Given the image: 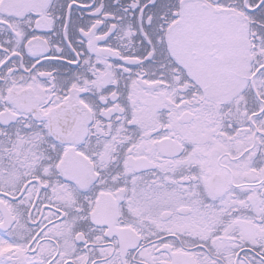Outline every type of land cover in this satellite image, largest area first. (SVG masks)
Returning a JSON list of instances; mask_svg holds the SVG:
<instances>
[{
    "label": "snow or ice",
    "instance_id": "6c2138e0",
    "mask_svg": "<svg viewBox=\"0 0 264 264\" xmlns=\"http://www.w3.org/2000/svg\"><path fill=\"white\" fill-rule=\"evenodd\" d=\"M0 264H264V0H0Z\"/></svg>",
    "mask_w": 264,
    "mask_h": 264
}]
</instances>
